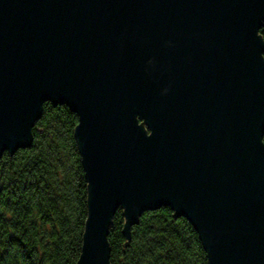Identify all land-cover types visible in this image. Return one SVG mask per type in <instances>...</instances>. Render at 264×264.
<instances>
[{
  "label": "water",
  "instance_id": "1",
  "mask_svg": "<svg viewBox=\"0 0 264 264\" xmlns=\"http://www.w3.org/2000/svg\"><path fill=\"white\" fill-rule=\"evenodd\" d=\"M264 0H0V157L46 101L79 116L77 264H111L147 209L186 216L207 264H264Z\"/></svg>",
  "mask_w": 264,
  "mask_h": 264
},
{
  "label": "trees",
  "instance_id": "2",
  "mask_svg": "<svg viewBox=\"0 0 264 264\" xmlns=\"http://www.w3.org/2000/svg\"><path fill=\"white\" fill-rule=\"evenodd\" d=\"M264 39V26L259 30ZM79 116L46 101L34 140L0 157V264H77L87 218V183L75 137ZM161 206L130 226L122 250L120 206L109 228L111 264H207V251L186 216Z\"/></svg>",
  "mask_w": 264,
  "mask_h": 264
}]
</instances>
